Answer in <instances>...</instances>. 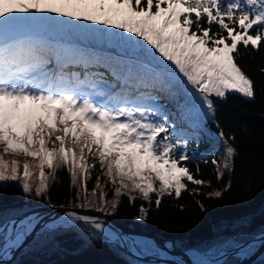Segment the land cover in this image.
<instances>
[{
	"label": "snow or ice",
	"instance_id": "snow-or-ice-1",
	"mask_svg": "<svg viewBox=\"0 0 264 264\" xmlns=\"http://www.w3.org/2000/svg\"><path fill=\"white\" fill-rule=\"evenodd\" d=\"M40 21L118 37L127 54L49 40L36 31ZM241 45H264V0H0V182H19L25 194L42 198L63 168L80 201L73 207L109 215L124 194L139 193L149 202L155 194L159 207L165 195L179 198L185 182L210 186L196 178L199 165L195 174L188 167L195 158L190 139L214 114V98H254L253 81L236 60ZM174 115L188 120L191 132L178 131ZM219 137L225 159L222 168L216 159L211 163L222 179L233 168L236 149L229 143L234 137L223 131ZM20 156L23 164L15 158ZM97 165L114 189L111 202L100 176L88 191ZM139 213L137 219L145 220L148 209L141 205ZM80 223L125 242L104 221L67 211L51 223L25 216L0 224V235L7 233L0 252L20 248L33 234L51 235ZM225 243L247 257L257 244L264 247V233L247 243Z\"/></svg>",
	"mask_w": 264,
	"mask_h": 264
},
{
	"label": "trees",
	"instance_id": "trees-1",
	"mask_svg": "<svg viewBox=\"0 0 264 264\" xmlns=\"http://www.w3.org/2000/svg\"><path fill=\"white\" fill-rule=\"evenodd\" d=\"M36 31L65 45H82L101 54H115L116 51L127 54L125 44L118 37L94 33L87 27L43 21L37 23ZM236 60L253 81L254 98L247 99L239 94H228L224 100L214 98V114L203 121V131L194 140L190 139L189 154H194L195 158L188 162V167L195 174L199 165L200 173L196 178L210 182V186L185 182L187 190L179 198L165 195L159 207L155 205V194L150 202L144 201L139 193L124 194L119 198L115 213L110 215L114 221L170 240L178 251L192 249L202 254L208 248L207 254L230 250L226 241H247L253 234L264 231V45L259 50L251 46L245 49L241 45ZM160 103L167 102L162 99ZM167 107L175 113L172 104ZM174 118L178 131L191 132L188 120L175 115ZM221 131L226 138L234 137L229 143L235 147L236 155L232 170L217 179L216 166L211 161L216 159L221 163L225 159V144L219 137ZM97 176H100L107 200L116 199L99 165L92 172L88 191L95 188ZM229 183L231 187L225 191ZM76 191L63 168L57 171L54 180H49L48 192L42 198H36L33 193L26 195L16 182L0 184V224L42 203L78 208L73 207L80 203L75 200ZM215 191H221L222 196L210 195ZM129 195L135 197L134 202L129 201ZM141 205L148 209L145 220L137 219ZM101 238L90 226L80 223L51 235L37 236L16 253L10 264H151L128 257ZM149 253L156 256L154 251ZM237 262V257H227L220 264ZM251 264H264V257Z\"/></svg>",
	"mask_w": 264,
	"mask_h": 264
},
{
	"label": "water",
	"instance_id": "water-1",
	"mask_svg": "<svg viewBox=\"0 0 264 264\" xmlns=\"http://www.w3.org/2000/svg\"><path fill=\"white\" fill-rule=\"evenodd\" d=\"M67 211H74L79 215H88V216H92V217H96L101 221L105 222L106 225V229L108 231H112L114 233L117 234V231H122L124 233L133 235V236H137V237H146L149 238L153 241L156 242V244H158L160 247L164 248L167 256L166 257H161L160 255L157 256H149V255H145L142 253H137L134 251H130L126 248L125 243H121L119 244V246H117L113 241H110V243L114 244L115 246L119 247L123 253H125L126 255L136 259V260H145L148 262H151L152 264H192V263H183L182 261H180V257L182 255H184V253L188 252V251H183V252H178L174 249L171 241L169 240H163L161 238L158 237H154L152 235H149L145 232H141L139 230H136L134 228H131L129 226H124L116 221H114L111 217H109L106 214H103L99 211L96 210H89V209H80V208H68V207H52V206H48V205H41L39 207L36 208H32L29 211L24 212L23 214L19 215L16 218H13L11 220H16L20 217H23L25 215L28 214H34L36 215V217H40L43 220L47 221V222H52L53 220H55L56 218L60 217L61 215H63L65 212ZM10 221V220H9ZM9 221H6L3 224H7ZM264 233L261 232L259 234H257L255 236L254 239L259 238L260 235ZM36 234H33L29 237H27V239L25 240V242L23 243V245L20 248L17 249H13L12 252H10V254L7 256V258L2 261L0 264H9L10 261H12L15 256L16 253L23 249L24 246L26 245V243L35 236ZM247 243V242H245ZM164 244H167V248L164 246ZM156 249V251H158V248L154 247ZM231 255H236V251L235 249H231L223 254H219L216 255L213 260L215 261V264L219 263L225 256H231ZM201 256V255H200ZM264 257V247H260L258 245V247L256 248V250L252 253L249 254L247 257H239V261L237 264H251L253 262H255L258 259H261Z\"/></svg>",
	"mask_w": 264,
	"mask_h": 264
},
{
	"label": "rangeland",
	"instance_id": "rangeland-1",
	"mask_svg": "<svg viewBox=\"0 0 264 264\" xmlns=\"http://www.w3.org/2000/svg\"><path fill=\"white\" fill-rule=\"evenodd\" d=\"M40 22H43V21H40ZM13 157H5V159H12ZM16 159H18L19 161H20V163L21 164H23L24 162H25V157H23V156H20V157H15ZM223 161H224V159L221 161V168H222V163H223ZM33 171H37L36 169H33ZM8 182H12V181H8ZM4 183H6V182H0V184H4ZM17 184H19V186L21 187V185H20V183L19 182H16ZM21 189H22V187H21ZM26 195H29V194H26ZM33 195L35 196V193H34V191H33ZM110 202V201H109ZM41 205H46V204H40V205H38V206H36V207H39V206H41ZM48 206H50V205H48ZM36 207H32V208H36ZM31 208V209H32ZM79 208V207H78ZM31 209H28V210H26V211H29V210H31ZM80 209H85V208H80ZM92 210H94V209H92ZM26 211H24V212H26ZM23 212V213H24ZM23 213H21V214H23ZM101 213H103V214H106V213H104V212H101ZM20 214V215H21ZM106 215H108L109 217H111L109 214H106ZM19 216V215H18ZM18 216H16V217H18ZM16 217H14V218H16ZM11 219H13V218H11ZM11 219H8V220H6V221H9V220H11ZM5 221V222H6ZM5 222H3V223H5ZM2 223V224H3ZM74 227H77V226H74ZM74 227H71V228H74ZM91 228V227H90ZM132 228V227H131ZM135 229V228H134ZM94 232H96L94 229H92ZM136 230H139V229H136ZM139 231H141V230H139ZM141 232H144V231H141ZM263 232V231H262ZM97 234H98V236H101L102 238V240H104L105 242H107V243H110L109 242V240L104 236V235H102L101 233H98V232H96ZM146 233V232H145ZM259 233H261V232H258V233H256V234H253L252 236H250L248 239H247V241L245 240V242H250V241H253V240H255L254 238H255V236L257 235V234H259ZM5 236H6V233H4L3 235H0V237H1V242H0V246H1V244H2V242L4 241V239H5ZM37 236H39V234L37 233L33 238H31L27 243H26V245L30 242V241H32L34 238H36ZM155 237V236H154ZM159 238V237H158ZM163 240H165V239H163ZM170 241V240H169ZM115 243V242H114ZM125 246H126V248L128 249V250H130V251H134V252H137V253H142V254H145V255H149V256H153V255H151L149 252H151V251H154V252H156V256L158 255V251H156V249L154 248V247H144V246H142V245H140V244H135V243H133L131 240H125ZM172 243V242H171ZM110 244H112V243H110ZM117 246H119V244H117V243H115ZM112 245H114V244H112ZM173 245V244H172ZM115 246V245H114ZM117 246H115L117 249H119L120 251H122L119 247H117ZM25 247V246H24ZM175 249V248H174ZM232 249V248H231ZM230 249V250H231ZM176 250V249H175ZM176 251H178V250H176ZM183 251H193L192 249H187V250H183ZM183 251H178V252H183ZM206 252L204 253V254H202V253H198V252H196L197 254H201V256L202 257H204V258H214L216 255H219V254H223V253H225V252H227V251H229V250H227V251H222V252H217V253H213V254H207L209 251H210V249L208 248V249H206L205 250ZM125 254V253H124ZM126 255V254H125ZM207 255V256H206ZM128 256V255H127ZM200 256V255H199ZM128 257H130V256H128ZM227 257H237L238 258V256L237 255H231V256H225L219 263H217V264H220L225 258H227ZM132 258V257H131ZM212 258V259H213ZM134 259V258H133ZM134 260H136V259H134ZM136 261H140V262H146V263H151V262H148V261H145V260H136ZM238 261H239V258H238ZM257 261V260H256ZM12 261H10V263H11ZM9 263V264H10ZM238 263V262H237ZM152 264V263H151Z\"/></svg>",
	"mask_w": 264,
	"mask_h": 264
},
{
	"label": "bare ground",
	"instance_id": "bare-ground-1",
	"mask_svg": "<svg viewBox=\"0 0 264 264\" xmlns=\"http://www.w3.org/2000/svg\"><path fill=\"white\" fill-rule=\"evenodd\" d=\"M25 216H28V217H36V215H34V214H28V215H25ZM25 216H23V217H25ZM62 216L63 215H61L60 217L56 218L55 220L56 221L60 220V218ZM23 217H20V218H18L16 220H19V219H21ZM117 234L120 235V236H122V237H124V240H127V239L128 240H131L133 243L140 244V245H142L144 247H156V248H158V252L159 251L166 252L164 248L160 247L158 244H156L155 241H153V240H151L149 238L133 236V235L124 233L122 231H117ZM6 236H7V233H6ZM6 236H5V239L2 242V244H1L0 247H3L4 245L7 244ZM258 239L259 238H256L255 240H258ZM164 246L166 248L168 247L167 244H164ZM257 247H258V244L254 248L253 252L256 250ZM12 251H13V249H8L6 252H0V263L2 261H4L7 258V256L10 254V252H12ZM199 255H201V254H197L195 251H188V252L184 253V255H182L180 257V261H182L183 263H189L190 262L192 264H215V261L212 258H204V257L199 256ZM166 256H161V257H166ZM241 256H244V254L242 253Z\"/></svg>",
	"mask_w": 264,
	"mask_h": 264
}]
</instances>
